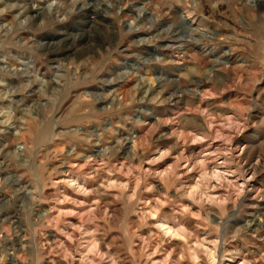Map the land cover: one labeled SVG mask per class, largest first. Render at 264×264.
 <instances>
[{
	"label": "clouds",
	"instance_id": "9594fccd",
	"mask_svg": "<svg viewBox=\"0 0 264 264\" xmlns=\"http://www.w3.org/2000/svg\"><path fill=\"white\" fill-rule=\"evenodd\" d=\"M4 137L0 264H264V0H0Z\"/></svg>",
	"mask_w": 264,
	"mask_h": 264
},
{
	"label": "rangeland",
	"instance_id": "374dc122",
	"mask_svg": "<svg viewBox=\"0 0 264 264\" xmlns=\"http://www.w3.org/2000/svg\"><path fill=\"white\" fill-rule=\"evenodd\" d=\"M171 126H166L161 131L162 132H169L170 134ZM159 136V134H157ZM7 138H0V142H4ZM173 143V139L165 138L159 141L158 147L163 150L164 148L170 146ZM170 159V158H169ZM169 162V160L162 161L161 164L157 165V167L162 168L164 165H166ZM4 175H7V173H4ZM51 191V190H50ZM149 198H151V194H149ZM3 201L0 200V203ZM47 207V205H45ZM67 210H71L72 206H65ZM119 207V206H117ZM166 211L168 209H165ZM118 219H114L111 222V228L112 230L107 231L104 236L101 238L102 242L100 244L99 253L101 255H106L107 253H111L113 256L119 254L120 260L118 261V264H134V257L127 251H125L123 248L120 247V245L123 243L122 240L117 239L123 235V233L117 229L121 228L122 225V212H118L117 214ZM70 220L73 222H77L74 217H70ZM136 217H131V220L128 222L129 225H131V221H134ZM155 222V221H153ZM106 226L101 222V228L102 231ZM146 231V230H145ZM105 245H108V247H105ZM105 264H109V262H105Z\"/></svg>",
	"mask_w": 264,
	"mask_h": 264
}]
</instances>
